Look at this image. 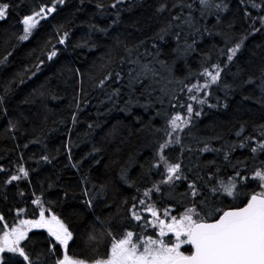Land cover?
<instances>
[{"label": "snow or ice", "instance_id": "snow-or-ice-1", "mask_svg": "<svg viewBox=\"0 0 264 264\" xmlns=\"http://www.w3.org/2000/svg\"><path fill=\"white\" fill-rule=\"evenodd\" d=\"M66 4L44 0L18 17L17 44L0 65L9 64L17 45L29 41ZM124 4L96 0L100 16L112 10L111 22H83L87 31L74 47L106 48L97 66L99 77H90L93 88L103 93L99 105L104 111L98 108L97 114L131 116L122 131L135 137L141 150L130 153L115 176L105 172L98 179L93 165L101 163L97 157L103 147L92 142L90 150L75 159L74 147L79 145L67 129L68 139L60 147L67 160L64 168L74 170L76 182L61 183L59 173L55 180L49 177L48 189L58 190L54 200L48 199L43 185L36 194L31 176L37 169L26 167L23 155L12 169L0 165L6 177L0 187L14 185L25 205L0 212V264H264V44L249 49L246 43L264 33V0H236L238 17L231 0H152L148 20L155 23L154 30L151 23L140 26L139 18L125 22L122 13L134 5ZM18 9L23 11V6L16 0H0V21ZM69 25L75 26L70 20L56 25V44L45 41L50 50H42L35 63L3 85L0 116L7 119L10 134L27 131L25 125L37 120L47 121V115H41L46 105L27 113L21 108L35 104L32 97L39 89L12 115L5 105L18 85L61 54L57 45H66ZM73 74L83 75L79 69ZM237 95L240 100L233 107ZM78 96L73 98V125L79 120ZM218 113L226 118L218 119ZM87 129L85 136L91 137L103 126L93 121ZM107 140L108 134L102 143ZM30 143L48 152L45 140ZM55 151L59 154L60 148ZM54 160L48 153L37 163ZM22 183L29 186L27 196ZM0 197L6 201L7 192ZM88 216L83 243L90 254H70L81 239L77 222L84 223Z\"/></svg>", "mask_w": 264, "mask_h": 264}, {"label": "trees", "instance_id": "trees-1", "mask_svg": "<svg viewBox=\"0 0 264 264\" xmlns=\"http://www.w3.org/2000/svg\"><path fill=\"white\" fill-rule=\"evenodd\" d=\"M41 2H44V0H16L17 4L23 6V11L18 9L8 20L0 21V59L8 51H12V45L17 44L15 34L21 31L18 17L27 14L28 9ZM103 2L109 4L111 0H103ZM95 4L96 0H85L83 5H81L80 0H67L66 6H63L54 18H50L49 21L45 22L29 41L17 45L14 55L9 58V64L0 65V93H2L3 85L12 80L16 73L20 72L25 66L35 63L42 50H50L51 45H48V48L45 49V41L51 40L52 45L56 44V37L53 36L56 25L69 20L73 21L75 26L69 25L71 34L66 45H57V47L62 49L61 54L54 58L53 61H46L45 66L35 77L27 79L24 84L18 85L8 104L5 105L10 106L9 115H12V112L16 110V106L25 97L33 93L34 89H39L32 97L35 100V104L21 105V108L27 113L36 111L37 108L43 109V106L46 105L47 110L43 111L41 115H47V121L42 123L37 120L35 124L25 125L27 131L21 129L18 134H10L9 131L5 130L8 128L7 119L0 116V165H3L6 169H12L17 158L23 155L26 162L25 166L37 169L31 176L36 194H40L42 189L39 185H43L44 189H47L49 193L48 199L54 200L58 194L57 189H48L49 177L55 180V174L59 173L61 175V183L71 182L74 186L76 182L74 170L64 168L67 160L64 155V149L60 147L68 139L67 129H72L71 139L74 144L79 145L74 147L73 155L75 159H79L84 153L88 152L92 142H95L97 147H103L104 151L97 157V159L101 160V163L93 165V176L98 179H103L105 172L108 176H115L120 166L128 159V155L141 150L140 142L135 137L128 138L127 132L122 131V125L131 122V116L126 117L124 113L115 111L104 116H98L97 114L98 108L100 112L104 111L103 106L99 105V101L103 99V93L99 89L93 88L94 81L90 77H99L100 71L97 66L100 64V58L104 56L106 48L102 46L99 49L89 50L88 48L74 47L87 31L86 24L83 22L89 21L100 26H105L111 22L112 10L109 9V14L102 17L97 13ZM129 4L134 6L130 12L122 13L124 21L129 22L132 19L139 18L140 26L151 23L154 30L156 27L155 23L148 20L153 13L152 0H125L124 6L127 7ZM231 7L232 13L238 17L236 0H231ZM77 8L82 10L77 12ZM96 39L99 40V36ZM246 43L249 49L255 44H264V33L250 37ZM33 50H35V54L29 56L28 54ZM247 54L248 52L246 51L245 55ZM193 67H195V64H193ZM75 69H79L83 75H74ZM80 80H83L82 85L79 83ZM41 85H43L42 89L40 88ZM81 87L83 88L82 93L80 92ZM40 91L44 92L43 96L40 95ZM77 94H79L78 98L80 99L81 107L78 112V123L73 125L70 117L71 113L76 111L73 98ZM52 95H56L58 99L53 100L51 98ZM85 100L88 101L86 104L84 103ZM239 100L240 96H235L231 101L232 106L235 107ZM249 106L255 108V105L249 104ZM231 110L230 108L229 112ZM135 111L139 113L141 110L136 109ZM144 118L147 119V115ZM217 118L223 120L226 117L225 114L218 113ZM93 121L99 122L103 126V131L95 129L91 137H86L87 125ZM208 122L209 120L204 118V123ZM50 129H55V131L50 132ZM106 134H108V140L102 143ZM38 139L45 140L48 152L42 151V145L30 143V141ZM121 139L124 140L122 144L120 143ZM24 144H28V148H24ZM57 148H60L59 154L55 151ZM117 148L121 150L117 152ZM34 153L35 156H33ZM48 153L55 157L53 163L38 165L37 162L40 157ZM87 167L88 165L86 164L85 168ZM5 178L4 174L0 173V181ZM20 187L25 190L26 196L30 194L27 184L22 183ZM5 191L8 199L5 201L0 197V212L7 213L10 207L17 204L21 207L25 206L20 202L21 198L16 194L17 189L14 185L8 186L6 189L0 187V193ZM59 194L62 195V193ZM74 206L76 205L74 204ZM8 218L10 219V217ZM90 220L91 217L88 216L84 223L77 222L80 226L81 239L78 241L79 247L70 249V254L76 253L80 257L90 254L83 243L86 238L87 221Z\"/></svg>", "mask_w": 264, "mask_h": 264}]
</instances>
